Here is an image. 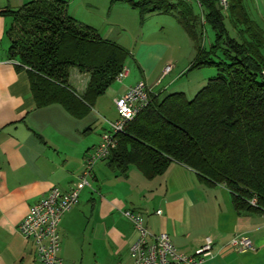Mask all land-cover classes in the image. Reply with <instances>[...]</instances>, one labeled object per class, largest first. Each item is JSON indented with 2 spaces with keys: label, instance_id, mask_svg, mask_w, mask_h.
<instances>
[{
  "label": "crops",
  "instance_id": "1",
  "mask_svg": "<svg viewBox=\"0 0 264 264\" xmlns=\"http://www.w3.org/2000/svg\"><path fill=\"white\" fill-rule=\"evenodd\" d=\"M30 1L0 0V11ZM66 1L71 15L94 26L82 17L89 6L82 0ZM258 1L252 14L264 28V0ZM12 24L11 15L0 14V264H41L33 242L18 229L30 207L53 186L66 191L79 186L85 155L118 118L115 99L140 80L156 92L176 65L172 59L161 64L169 45L141 42L132 52L139 72L131 66L128 76L117 79L91 112L79 117L60 104L37 107L28 70H18L9 58L7 31ZM170 64L172 70L165 75ZM185 68L180 75L186 74ZM157 69L161 77L156 78ZM89 80V73L71 69L70 84L78 93H84ZM126 209L139 212L152 233L167 232L185 253H194L212 237L209 264H264V212H238L224 184L208 182L180 162L152 179L134 165L121 175L108 159L96 163L79 203L63 216V264H131L130 248L138 234L123 215ZM236 234L250 237L255 249L235 250L230 241Z\"/></svg>",
  "mask_w": 264,
  "mask_h": 264
},
{
  "label": "trees",
  "instance_id": "2",
  "mask_svg": "<svg viewBox=\"0 0 264 264\" xmlns=\"http://www.w3.org/2000/svg\"><path fill=\"white\" fill-rule=\"evenodd\" d=\"M110 1L128 2L141 14L173 15L194 44L188 71L217 69L191 99L182 91L151 92L148 105L115 134L110 167L126 175L134 165L152 179L180 162L200 178L224 184L238 212H264V28L245 0H230L228 12L219 0H200L204 23L215 32L210 46L204 43L205 24L193 2ZM0 14L13 17L7 31L9 58L18 70H28L37 107L60 104L73 115H85L132 56L71 15L66 0H32ZM72 67L90 74L84 93L70 84ZM254 196L256 205L251 203Z\"/></svg>",
  "mask_w": 264,
  "mask_h": 264
},
{
  "label": "built area",
  "instance_id": "3",
  "mask_svg": "<svg viewBox=\"0 0 264 264\" xmlns=\"http://www.w3.org/2000/svg\"><path fill=\"white\" fill-rule=\"evenodd\" d=\"M178 1L193 2L199 8L203 6L200 0ZM219 5L224 12H228L230 0H219ZM172 67L171 64L167 65L164 74H168ZM128 70V67H124L117 79L125 78ZM151 92L146 81L140 80L129 87L122 96L116 98L118 118L109 122L110 130L105 132L101 142L85 155L84 168L79 176V186L68 191L59 186H53L47 195L30 207L20 222L19 232L24 238L33 242L41 264H63L60 254L62 246L60 224L64 214L79 203L80 191L84 186L90 185L96 163L108 158L117 145L115 134L122 132L127 122L148 105ZM251 203L256 205L255 196L251 199ZM161 212L157 210L158 214ZM123 215L133 224L138 234L130 248L131 264H209L213 256L212 237L207 236L203 245L194 253H185L178 249L167 232L152 233L139 212L126 209ZM230 245L235 250L255 249L252 239L244 234H236L231 239Z\"/></svg>",
  "mask_w": 264,
  "mask_h": 264
},
{
  "label": "rangeland",
  "instance_id": "4",
  "mask_svg": "<svg viewBox=\"0 0 264 264\" xmlns=\"http://www.w3.org/2000/svg\"><path fill=\"white\" fill-rule=\"evenodd\" d=\"M82 1L86 6H89L82 16L83 19L90 21L103 36H108L111 40L122 44L131 54L132 52H136L141 42L169 45L165 52L164 61L161 64L164 65L165 62L172 59L176 68L171 75L164 79V82L155 90L156 92L163 91L166 86H169L164 90L166 93L182 90L191 99L207 84L209 79L217 74V69L214 66L191 71L185 68L195 56L194 44L173 15L158 11L141 14L138 8H134L130 3L125 1L116 3H111L110 0ZM257 3H259L258 0H245L246 6L251 11H253ZM195 11L197 15L201 16L202 23L205 24L204 43L206 46H210L215 40V32L209 23H204L205 19L202 9L196 6ZM79 17L81 19V14ZM226 23L228 28L231 29L228 19H226ZM233 33L235 32L233 31ZM131 66H133V69H137L133 56L128 59L125 66L129 68L128 74L130 73ZM184 68L186 69V74L180 75V72ZM178 74L179 76H177ZM158 76H160V69L156 71L155 77L157 78ZM171 76L174 78L172 82L170 81ZM91 108H95V105ZM111 108H115V105L113 106L112 104ZM96 122L99 127L100 121L96 119Z\"/></svg>",
  "mask_w": 264,
  "mask_h": 264
}]
</instances>
